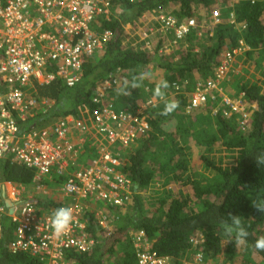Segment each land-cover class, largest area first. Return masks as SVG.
I'll return each mask as SVG.
<instances>
[{
    "label": "trees",
    "instance_id": "16d2710c",
    "mask_svg": "<svg viewBox=\"0 0 264 264\" xmlns=\"http://www.w3.org/2000/svg\"><path fill=\"white\" fill-rule=\"evenodd\" d=\"M214 11L220 12L221 23L202 27L210 25ZM160 15H172L180 23L195 19L198 27L180 41L172 31L150 33L157 29L155 19ZM127 25L132 26L131 34ZM93 27L100 33L110 31L111 40L103 51L85 59L83 75L74 87L61 79L48 86L35 84L30 93L52 105L38 106L25 121H18L22 133L51 128L70 115L92 127L99 84L116 76L120 87L141 71L151 72L152 80H145L130 96H118V87L110 93L117 109L129 113L142 109L153 99L161 79L170 84L166 99L178 101L180 107L165 117L160 114L164 102L156 100L145 112L149 131L127 150L118 147L117 173L130 182L132 200L122 208L90 203L81 221L96 246L91 254L78 256L80 263L137 264L133 236L144 231L152 252L168 257L171 264L193 262L198 254L202 264H264V251L254 247L264 236V214L251 207L252 199L264 196V167H257L253 157L264 151V78L232 75L221 86L224 96L248 107L247 130L240 126V114L223 116L222 95L186 114L196 84L214 80L224 53L242 42L249 51L238 62L249 75L251 68L264 74V0H113L110 16L99 18ZM94 132L87 135L86 161L97 159L108 145ZM81 163L77 158L71 164L73 171L86 167ZM0 176L25 187L34 181L33 171L12 157L0 160ZM41 206L44 213L60 208L56 202ZM229 213L240 216L250 233L238 249L234 236L221 228L220 221L229 219ZM98 215L107 217L111 234L102 229ZM14 229L11 219L5 218L0 264H43L25 253L12 254ZM194 239L201 244L194 245Z\"/></svg>",
    "mask_w": 264,
    "mask_h": 264
},
{
    "label": "built area",
    "instance_id": "2783aa9c",
    "mask_svg": "<svg viewBox=\"0 0 264 264\" xmlns=\"http://www.w3.org/2000/svg\"><path fill=\"white\" fill-rule=\"evenodd\" d=\"M112 8L113 0H0V160L12 157L32 170L31 186L38 192L46 193L48 182L53 184L56 177L64 178L58 192L71 201L68 207L73 214L70 229L56 237L50 227L54 210L40 213V204L30 195L29 187L0 176V240L5 218L9 217L15 226L9 246L12 254L25 253L43 264H81L78 256L91 254L96 246V240L88 235L81 221L90 203L118 208L131 203V184L117 173L121 164L117 151L118 147L127 150L149 131L145 112L157 104L156 100L151 99L136 113L117 109L109 96L120 83L116 76H111L96 88L92 127L73 115L51 128L26 133L18 125L38 106L52 105L30 93L35 84L48 86L61 79L68 87H74L80 81L85 59L103 51L111 40L110 31L97 32L93 25L99 18H108ZM231 18L234 23L233 15ZM155 20L157 29L151 28L150 33L172 31L179 41L198 27L195 19L180 23L172 15H160ZM220 23L221 14L214 11L210 24ZM247 51L249 47L242 42L239 48L224 53L215 79L196 84L186 109L188 116L209 102L215 103L219 95L224 96L221 86L238 72L237 59ZM223 104L224 117L240 114L241 128L250 127L248 107L242 101L234 102L225 95ZM91 131L102 136L108 145L88 166L72 172L71 161L80 156ZM76 132L80 136L78 142L73 139ZM98 216L102 229L111 234L112 225L107 217ZM133 240L137 264H171L168 257L152 252L144 231L134 234ZM193 244L201 243L194 239ZM196 261L202 264L203 256L198 254Z\"/></svg>",
    "mask_w": 264,
    "mask_h": 264
},
{
    "label": "clouds",
    "instance_id": "9594fccd",
    "mask_svg": "<svg viewBox=\"0 0 264 264\" xmlns=\"http://www.w3.org/2000/svg\"><path fill=\"white\" fill-rule=\"evenodd\" d=\"M152 78L151 72L141 71L138 75L133 76L131 81H128L127 79L123 80L122 86L116 89L117 95L130 96L134 90L143 87L145 80L151 81ZM169 87V82L165 79H161L156 82L153 90V99L164 102V107L160 114L165 117L170 116L180 107L178 101L166 99V90ZM253 157L257 167H264V151L258 152ZM251 207L256 212L264 214V196L257 195L252 199ZM228 216L229 219L220 221L221 228L226 235L230 237L234 236L233 242L238 249L247 242L250 233L243 225L240 216L231 213H229ZM72 222V209L70 207H60L53 212L50 227L53 230V234L56 237H60L70 229ZM254 247L257 250L264 251V236L256 239Z\"/></svg>",
    "mask_w": 264,
    "mask_h": 264
},
{
    "label": "crops",
    "instance_id": "0c3cea01",
    "mask_svg": "<svg viewBox=\"0 0 264 264\" xmlns=\"http://www.w3.org/2000/svg\"><path fill=\"white\" fill-rule=\"evenodd\" d=\"M128 26L130 27L131 25H127L126 27H128ZM126 32H128L127 29H126ZM95 133L96 132H94V134ZM79 137H80L79 133L76 132V133L73 134V139L75 141H77V142H78ZM98 137L103 138L102 136H99V135H98ZM87 144H88V142L86 143V145L83 148V151H82L83 155L81 153L80 156L78 157L79 161L82 162L81 164H84L86 166H88L92 162V161H89V160L86 161V158H85V153L87 152ZM74 162H75V160H72L71 164H74ZM70 168H71L70 171L73 172L74 167L71 166ZM61 184H62V181H60L59 179L55 180V182L53 184L51 182H48V185L46 186L47 192L44 193V199L43 200L40 199V198L38 200V195H37L38 191L34 187L30 186L28 189L31 191L30 195H34V198L36 199V201L39 202V204H43V202L44 203L46 202L47 204L56 202L59 205V207H68V206L71 205V201H69V199H67V198L62 197L60 195V193L58 192ZM93 204L95 205V203H93Z\"/></svg>",
    "mask_w": 264,
    "mask_h": 264
},
{
    "label": "rangeland",
    "instance_id": "374dc122",
    "mask_svg": "<svg viewBox=\"0 0 264 264\" xmlns=\"http://www.w3.org/2000/svg\"><path fill=\"white\" fill-rule=\"evenodd\" d=\"M210 21H212V18H211V20ZM146 22H148V21H146ZM205 22H206V20H205ZM144 23V22H143ZM211 23V22H210ZM147 25V23L146 24H144L143 26L145 27ZM207 26H209V27H211V26H214V25H207ZM207 28V27H206ZM126 29H127V31L131 34V30H132V26H128V27H126ZM141 30H143V28L141 29ZM145 35H146V33H144V35H143V38L145 39ZM131 37H132V35H131ZM147 38V37H146ZM170 44L168 43L167 44V46H169ZM171 47V45L169 46V47H167V50H168V48H170ZM241 57V56H240ZM239 59V58H238ZM238 59H237V73H235V76H238V77H240V76H243V77H245V76H247V77H253V76H255V77H257V78H264V74L260 71V70H257V69H254V68H251V69H249V71H251L252 72V74L253 75H249V73H248V70H247V68L242 64V63H240V62H238ZM58 178L56 177V180H57ZM38 200H39V198L40 199H44V192H38ZM38 207V210L40 211V213H44V211H43V208H42V206H41V204L40 205H38L37 206ZM187 264H199V263H197V261H196V259H194V261L193 262H188ZM218 264H221V261H220V263H218Z\"/></svg>",
    "mask_w": 264,
    "mask_h": 264
}]
</instances>
